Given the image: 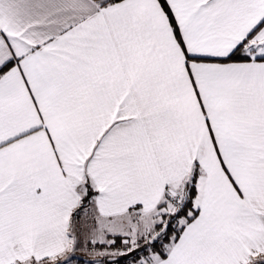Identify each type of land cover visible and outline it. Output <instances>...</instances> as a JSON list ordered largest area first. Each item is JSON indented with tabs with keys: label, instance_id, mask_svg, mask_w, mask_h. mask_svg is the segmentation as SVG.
Here are the masks:
<instances>
[{
	"label": "snow or ice",
	"instance_id": "1",
	"mask_svg": "<svg viewBox=\"0 0 264 264\" xmlns=\"http://www.w3.org/2000/svg\"><path fill=\"white\" fill-rule=\"evenodd\" d=\"M0 264H264V0H0Z\"/></svg>",
	"mask_w": 264,
	"mask_h": 264
}]
</instances>
